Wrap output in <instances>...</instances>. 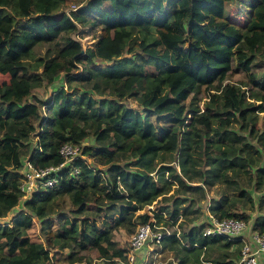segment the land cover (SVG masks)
<instances>
[{
	"label": "trees",
	"instance_id": "obj_1",
	"mask_svg": "<svg viewBox=\"0 0 264 264\" xmlns=\"http://www.w3.org/2000/svg\"><path fill=\"white\" fill-rule=\"evenodd\" d=\"M231 1L74 0L66 12L65 0H0V73L22 64L0 81V216L9 213L0 221V264H53L54 248L70 249L71 261L75 249H95L113 264L126 257L115 228L167 222L166 212L179 229L160 243L175 264H243L240 237L203 235L197 221L198 203L217 183L223 189L207 204L216 217L245 219L240 207L264 205V74L250 73L264 57V0H240L243 24L227 16ZM78 26L99 30L94 44L84 48L72 36ZM237 68L245 82L227 80ZM43 85L53 87L50 98L31 100ZM89 135L82 153L102 174L77 157L55 171L56 184L21 198L25 160L59 166L60 145ZM172 187L184 196L138 212L169 199ZM34 218L44 241L28 236ZM252 228L264 231V212ZM214 246L221 252L209 256Z\"/></svg>",
	"mask_w": 264,
	"mask_h": 264
},
{
	"label": "rangeland",
	"instance_id": "obj_2",
	"mask_svg": "<svg viewBox=\"0 0 264 264\" xmlns=\"http://www.w3.org/2000/svg\"><path fill=\"white\" fill-rule=\"evenodd\" d=\"M245 1L246 0H244V2ZM74 4H75L74 0H65V3H63L59 11L65 10L66 12H69V10L71 9V7H73ZM225 9H226L227 16L232 21L238 24H243L247 8H245L244 3L242 1L232 0L231 2L227 3V6ZM87 30L88 29L86 27L78 26V30L72 33V36L80 40L84 48L94 44V42L98 38L99 30H96L93 32H88ZM103 45L105 44H101L100 47ZM51 47H52V44L41 45L37 52L39 54H44L46 51L50 50ZM112 51L114 53H118L117 47H113ZM254 60L255 61L250 69V73L254 76V78L258 79L260 75L264 74V57L258 56L257 59H254ZM17 66H22L19 60H15L13 62L8 63L7 64L8 72H10L12 69H14ZM8 72L0 73V81L7 80L9 78ZM247 79H248L247 73L237 68L229 75L227 80L231 82L241 83V81L245 82ZM247 86L250 87L251 85L247 84ZM52 89L53 87L51 86H46V85L39 86L33 89L30 95V99L37 100V101H41V100L46 101L50 98ZM205 95H206V90L204 87H202L200 92L198 93L199 98H201L199 100L200 104H201V100L203 99ZM127 102L128 104H132V106L137 107L133 100L128 99ZM263 121H264V112L260 111L258 114V124L261 125ZM84 142L92 143L93 136L91 135L87 136L84 139ZM222 189H223V186L217 183L213 186H210L206 190L207 197L198 203V205L200 206V211H198V217H197L198 222L207 220L208 214L210 213L207 209V204L210 198L217 197V192L221 191ZM228 192L230 191H227V193ZM165 195L166 197L169 196V199L164 198V196H159L156 200L152 202V204L144 206V208L138 210V212L142 213V212L148 211V208L150 210L155 209L156 211H159L160 206L170 205L171 198L175 196H184L183 194H174L173 187ZM87 207L89 210L95 209V205L92 203L88 204ZM263 209H264V205L262 206V208L254 207L252 208V210L246 209V208L243 209L241 207L238 209L240 212H243L244 214L247 215V217L245 218L248 224V228L245 231L247 235H249L250 230L252 229V221H253L254 216L259 214L260 212H264ZM8 214L9 213H7L6 216H0V221L3 222V221L8 220V217H9ZM134 217L135 216H132V219H134ZM163 218L167 220V222H164V221L155 222L156 224L162 225L163 226L162 229H167L170 232L173 230L179 229L177 227V224L174 222L172 223L173 220L169 219V214L167 212L163 214ZM51 220H52L51 228H55L56 227L55 216H51ZM151 220H154V219L152 218ZM138 222L139 220L135 221V223L132 226L133 230L131 232H128L125 226H122V225L118 226L117 228L113 230V234H112L113 239L116 241L118 246L125 249V252H127L129 249V237L131 233L134 232ZM188 226L189 225L186 224V222L183 224V228H187ZM28 236L32 240L44 241V237L41 236L40 231H39V222L36 220V218L33 219L32 225L28 229ZM49 251H50L49 254L51 257L50 260L53 264H88V263L89 264H109V261L101 257L98 254L97 250L95 249H86V250L75 249L74 257L75 259H77L75 261H71L68 258V252L70 251V249L68 248H64V249L54 248V249H49ZM219 252H221V250L217 249L216 246L211 247L208 250L209 256H215ZM262 255L263 254H260L259 261ZM172 258H173V253L170 250L163 248L160 242L156 243V242L148 241L144 244V246L141 249L134 252V264H165L167 261L172 260ZM125 261L126 259L115 258V262L113 264H121L122 262H125ZM260 264H264L262 260L260 261Z\"/></svg>",
	"mask_w": 264,
	"mask_h": 264
},
{
	"label": "built area",
	"instance_id": "obj_3",
	"mask_svg": "<svg viewBox=\"0 0 264 264\" xmlns=\"http://www.w3.org/2000/svg\"><path fill=\"white\" fill-rule=\"evenodd\" d=\"M75 4L71 9H74ZM70 9V10H71ZM86 144L81 142L66 141L59 147V153L64 161L59 166L35 167L29 160H25L23 166L18 169V188L22 198H26L38 187H50L58 182L55 171L63 164H69L74 158L81 157L86 163H90L94 170L100 172V164L91 161L82 153V147ZM72 173L78 172L77 167H72ZM162 225L155 221L137 223L134 232L129 237V249L125 252V262L121 264H134V252L141 249L148 241L160 242L164 235L170 233L167 229H162ZM248 224L245 219L234 216L216 217L212 213L204 221L202 228L203 235H226L230 238L240 237L241 247L239 252V262L243 264H258L260 254H264V231L251 229L249 235L245 233ZM175 264V262H174Z\"/></svg>",
	"mask_w": 264,
	"mask_h": 264
}]
</instances>
